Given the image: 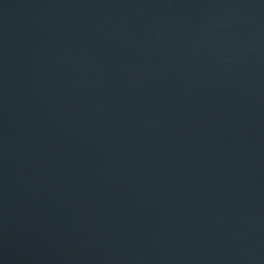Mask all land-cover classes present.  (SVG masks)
Segmentation results:
<instances>
[{
    "label": "water",
    "instance_id": "95a60500",
    "mask_svg": "<svg viewBox=\"0 0 264 264\" xmlns=\"http://www.w3.org/2000/svg\"><path fill=\"white\" fill-rule=\"evenodd\" d=\"M0 264H264V0H0Z\"/></svg>",
    "mask_w": 264,
    "mask_h": 264
}]
</instances>
